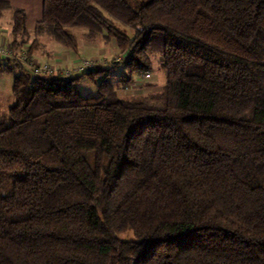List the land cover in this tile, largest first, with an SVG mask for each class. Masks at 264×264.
I'll return each mask as SVG.
<instances>
[{
    "label": "trees",
    "instance_id": "1",
    "mask_svg": "<svg viewBox=\"0 0 264 264\" xmlns=\"http://www.w3.org/2000/svg\"><path fill=\"white\" fill-rule=\"evenodd\" d=\"M8 9L29 54L83 28L123 56L81 75L96 95L4 61L0 264H264V0H43L32 30ZM155 57L162 90L123 95Z\"/></svg>",
    "mask_w": 264,
    "mask_h": 264
},
{
    "label": "rangeland",
    "instance_id": "2",
    "mask_svg": "<svg viewBox=\"0 0 264 264\" xmlns=\"http://www.w3.org/2000/svg\"><path fill=\"white\" fill-rule=\"evenodd\" d=\"M11 4L14 6H20L25 8L28 14V26L30 28H33L35 23L41 19L40 17L42 16V7H43V0H10ZM11 15H12V10H7L4 13V17L1 19L0 22V30L4 29L7 32V36L9 39H11L12 35L10 32V21H11ZM7 28V29H6ZM73 31L77 34L78 40H79V48L80 46L84 45H91L92 48H88L85 50L84 53H81L82 56L77 57L75 60H80L81 58H92L93 60H102L104 63L110 62L113 58H121L123 55L120 53L119 48L115 43L112 41L106 42L102 36L98 38L95 42L92 43H85L86 41L83 38L84 32H86V29L83 28H72ZM52 40V39H51ZM85 41V42H84ZM54 42V41H53ZM57 44L56 42H54ZM60 47H63V50L60 52H56L51 56L49 59H42L40 57L41 53H44L43 49L37 51L34 53L36 57L40 60H50V61H57L56 63H60L64 61V59L68 58L70 52H78L79 48L77 51L75 50H70L62 46L61 44H58ZM101 47H104L107 49L105 52L102 50ZM40 52V54H39ZM74 61V60H73ZM72 63V62H71ZM4 61L3 59H0V68L3 67ZM70 65V64H69ZM112 64H103L102 67L103 69H110L112 68V75L109 77L112 80L117 81L120 78L121 71L117 67H112ZM88 69L81 71L79 73V81L77 82L78 87L82 90V92L85 95H96L97 93V83L102 79L101 77L104 76V72L99 73L94 79L89 78L87 76H81L84 72H87ZM20 72V69L15 68L14 72H6V71H1L0 70V108L2 110H8L9 107L11 106L13 102V94H12V88H13V81L14 77L17 73ZM149 77L146 78V76H143L141 78L143 84H145L143 87L144 88H132L128 89L127 91H123V95H139L141 93H154V92H159L162 90V87L164 85V75L163 71L160 68L159 64V57H155L153 59V66L152 70L149 72ZM146 88V89H145ZM145 91V92H144ZM122 238H132L133 235L130 232L122 233L120 235Z\"/></svg>",
    "mask_w": 264,
    "mask_h": 264
},
{
    "label": "built area",
    "instance_id": "3",
    "mask_svg": "<svg viewBox=\"0 0 264 264\" xmlns=\"http://www.w3.org/2000/svg\"><path fill=\"white\" fill-rule=\"evenodd\" d=\"M0 59H3L7 63H17L26 67L34 77L56 73L70 76L74 72H79L104 63V61L99 59L97 61L92 58H81L80 60L72 62L70 65H63L62 62L56 63L57 61L40 60L36 55L29 54L27 46L24 48H16L9 41L0 44ZM147 76H149V73L146 74Z\"/></svg>",
    "mask_w": 264,
    "mask_h": 264
},
{
    "label": "crops",
    "instance_id": "4",
    "mask_svg": "<svg viewBox=\"0 0 264 264\" xmlns=\"http://www.w3.org/2000/svg\"><path fill=\"white\" fill-rule=\"evenodd\" d=\"M14 6V5H13ZM15 7H20V6H15ZM21 8H23V7H21ZM25 9V8H24ZM27 12V11H26ZM4 17V16H3ZM2 17V18H3ZM0 22H1V20H0ZM10 23V22H9ZM37 23V22H36ZM36 23H35V25H36ZM35 25H34V27H35ZM27 26H28V14H27ZM33 27V28H34ZM28 28L30 29V30H32L33 28H30L29 26H28ZM7 29V28H6ZM10 29V28H9ZM7 32L8 31H5L4 29H1L0 30V44L1 43H3V42H10V39H9V37L6 35L7 34ZM41 43H43L44 44V53H41V55H40V57L42 58V59H49V58H51V56L53 55V54H55L56 52H60V51H62L63 50V47H60L59 45H58V43L57 44H55L54 42H53V40H51L50 38H47V37H42L41 38ZM85 42V41H84ZM85 43H92V42H85ZM90 49V48H92V46L91 45H84V46H80V48H79V51L78 52H70L69 53V56H68V58H66V59H64V61H62V64L63 65H69V64H71V62H74V61H76L75 59H77V57H81L82 56V54L81 53H84L85 52V50L86 49ZM102 48V50H104L105 52L107 51V49L106 48H104V47H101ZM39 54H40V52H39ZM75 58V59H74ZM74 60V61H73ZM76 73H78V72H76Z\"/></svg>",
    "mask_w": 264,
    "mask_h": 264
},
{
    "label": "water",
    "instance_id": "5",
    "mask_svg": "<svg viewBox=\"0 0 264 264\" xmlns=\"http://www.w3.org/2000/svg\"><path fill=\"white\" fill-rule=\"evenodd\" d=\"M90 71L92 70V68L89 69Z\"/></svg>",
    "mask_w": 264,
    "mask_h": 264
}]
</instances>
